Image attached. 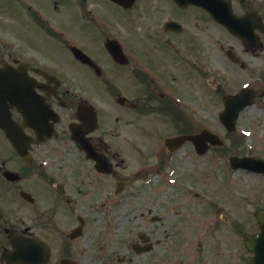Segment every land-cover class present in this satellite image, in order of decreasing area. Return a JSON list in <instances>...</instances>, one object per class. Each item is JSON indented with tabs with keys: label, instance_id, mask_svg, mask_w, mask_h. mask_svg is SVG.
<instances>
[{
	"label": "rangeland",
	"instance_id": "374dc122",
	"mask_svg": "<svg viewBox=\"0 0 264 264\" xmlns=\"http://www.w3.org/2000/svg\"><path fill=\"white\" fill-rule=\"evenodd\" d=\"M8 7V0H0V14H7ZM257 35L264 42L262 34ZM208 46L209 87L201 86V98L189 91L192 104L187 105L193 106L188 115L189 133L206 128L218 134L222 146H210L199 156L186 142L169 153L159 142L168 131H178L180 123L173 121L167 123V130L161 125L159 131L157 125L150 127L137 142L124 123V113L103 86L71 85L72 91L96 94L99 124L95 135L120 154L114 155L118 168H113L112 177L92 170L88 180L91 192L75 195L74 204V200L70 205L60 202V208L45 200L33 208L18 197L17 190H8L4 184L2 191L0 186V253L10 247L4 229L16 228L27 229L32 237L48 244L46 264H58L66 257L75 264L83 259L86 264H246L250 252L244 247L242 234L258 231L254 212L264 210V174L232 170L227 158L248 155L264 159V47L245 49L240 39L219 28L210 30ZM227 47L242 66L226 58ZM243 85L254 91V103L240 112L234 132L227 133L218 120L222 96L236 93ZM132 145L138 150L132 152ZM11 153L0 132V164L6 161L5 167L14 170ZM44 155L56 158L49 149L39 153ZM75 157L71 155L69 168L76 163ZM65 177V182L73 180L71 192L75 194L82 175ZM123 180L128 182L126 191L114 196V185ZM102 183L107 184L104 189ZM23 186L27 189L26 183ZM76 215L84 218L83 235L68 241L63 233L77 224ZM140 234L148 240L141 241ZM147 243L148 251L133 248L134 244L141 248Z\"/></svg>",
	"mask_w": 264,
	"mask_h": 264
},
{
	"label": "flooded vegetation",
	"instance_id": "af4514ba",
	"mask_svg": "<svg viewBox=\"0 0 264 264\" xmlns=\"http://www.w3.org/2000/svg\"><path fill=\"white\" fill-rule=\"evenodd\" d=\"M8 2V13L0 14V66L8 62L15 68L27 70V90L36 97L34 104L27 101V109L35 113V129L43 130L46 123L53 122V117H46V107L55 116L54 133L32 149L29 163H24L10 148L13 171L19 174L20 179L13 182L0 180L3 187L5 184L8 190H17V193L26 183V191L34 198L33 203H26L33 208L44 200L58 208L62 207L60 202L70 205L75 195L81 193L86 196L91 192L88 180L92 170L100 176L112 177L115 173L113 168H118L114 160L118 153L113 152L112 145L105 146V141L95 135L98 126L84 135L83 145L105 159L109 172L98 171L95 161L80 149L82 145L72 140L70 129L83 122L77 115L80 105L94 109L97 125L99 120L96 94L72 91L71 85L103 86L124 113V123L131 129V138L137 142L150 127L157 125L156 131H159L158 126L161 125L167 130V123L172 121H178L180 128L188 132L191 129L188 115L193 113V106L187 105V102L192 104L189 91L201 98V86L209 87V32L219 28L231 35L213 20L209 11L216 7L209 6V3H226L235 16L248 15L264 23V0ZM134 24L135 28H132ZM254 31L264 37V32ZM257 37L258 47L263 48L264 42ZM116 43L121 53L114 56L109 48L117 50ZM73 48L86 54L94 65L80 61ZM117 98H120L119 103ZM12 113L15 120H21L15 109ZM25 132L34 137L33 128L26 127ZM135 136H139L137 140ZM132 146V152L138 150ZM40 147L44 149L40 150ZM48 149L56 154V158L39 156V153H47ZM72 154L76 156V163L69 168ZM45 161L47 164H43ZM5 163L2 161L0 164V177L6 169ZM70 173L85 177L78 181L75 194L74 190L71 192L73 180L65 182V175ZM84 180L85 188L82 187ZM117 183H121L118 194L126 191V180ZM100 186L104 189L107 184Z\"/></svg>",
	"mask_w": 264,
	"mask_h": 264
},
{
	"label": "water",
	"instance_id": "95a60500",
	"mask_svg": "<svg viewBox=\"0 0 264 264\" xmlns=\"http://www.w3.org/2000/svg\"><path fill=\"white\" fill-rule=\"evenodd\" d=\"M121 3V0H116ZM209 6H214L216 9H210V13L216 22L223 25L233 35L241 38L248 49L257 47V37L253 32L254 27L264 31V24L259 20L253 19L251 16L235 17L231 14L229 6L226 3H209ZM224 8V9H223ZM112 54L117 51L110 49ZM75 56L82 62L93 66L90 59L78 49H74ZM226 56L233 62H237V58L230 50H226ZM26 71L24 68L14 69L7 63H3L0 67V129L3 131L5 138L12 144L14 149L20 156L28 161L31 140L26 138L23 129L26 125H30L34 114L27 112V101H35L26 90L24 78ZM252 103V92L249 89H244L234 96L224 98L223 111L219 113V120L224 125L228 132H232L235 128V121L239 112L246 106ZM15 107L22 115L23 120L17 123L12 119L11 109ZM84 106L78 107V117L83 120L81 127L72 128V139L82 145V149L86 151V155L96 160V168L98 170L108 172L105 159L93 152L89 147L84 146V134L92 131L96 127L95 112ZM90 114V115H89ZM90 117V119H89ZM36 134L43 136V139L50 137L53 129L50 126L43 131L34 129ZM189 140L193 143L198 154L204 153L209 145H221L222 142L218 136L210 133L206 129H202L200 133L194 135L177 136L164 140L165 145L173 150L181 145L184 141ZM37 143V141H36ZM208 143V144H207ZM229 167L232 169L243 168L248 171L264 174V160L253 157H237L230 156L228 158ZM3 175L6 179L12 181L18 177L10 171H4ZM20 196L27 199L28 194L21 191ZM256 221L260 231L257 234L244 235V244L246 248L253 253L247 259V264H264V211L255 213ZM81 233V226L76 227L71 232L66 234V237L71 239L77 237ZM11 239L12 250L3 255V259L9 264H45L49 258V249L46 244L37 239L25 238L15 235L14 230L9 232ZM143 241L144 236H140ZM149 246L143 248L148 250ZM59 264H73L72 261L63 259Z\"/></svg>",
	"mask_w": 264,
	"mask_h": 264
},
{
	"label": "bare ground",
	"instance_id": "6f19581e",
	"mask_svg": "<svg viewBox=\"0 0 264 264\" xmlns=\"http://www.w3.org/2000/svg\"><path fill=\"white\" fill-rule=\"evenodd\" d=\"M250 111H251V110H250ZM81 264H86V260L83 259V260L81 261Z\"/></svg>",
	"mask_w": 264,
	"mask_h": 264
},
{
	"label": "trees",
	"instance_id": "16d2710c",
	"mask_svg": "<svg viewBox=\"0 0 264 264\" xmlns=\"http://www.w3.org/2000/svg\"><path fill=\"white\" fill-rule=\"evenodd\" d=\"M232 142V141H231ZM233 142H235L234 138H233Z\"/></svg>",
	"mask_w": 264,
	"mask_h": 264
}]
</instances>
